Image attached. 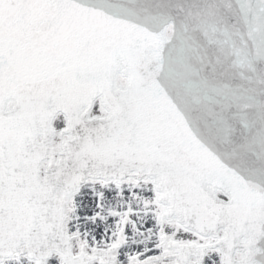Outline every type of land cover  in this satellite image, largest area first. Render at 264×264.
I'll list each match as a JSON object with an SVG mask.
<instances>
[{
	"label": "snow or ice",
	"instance_id": "snow-or-ice-1",
	"mask_svg": "<svg viewBox=\"0 0 264 264\" xmlns=\"http://www.w3.org/2000/svg\"><path fill=\"white\" fill-rule=\"evenodd\" d=\"M0 264H264V0H0Z\"/></svg>",
	"mask_w": 264,
	"mask_h": 264
}]
</instances>
